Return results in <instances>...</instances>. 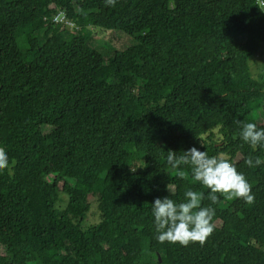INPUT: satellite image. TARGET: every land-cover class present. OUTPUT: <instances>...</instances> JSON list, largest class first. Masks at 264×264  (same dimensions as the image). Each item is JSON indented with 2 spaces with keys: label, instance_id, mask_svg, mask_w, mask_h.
I'll return each mask as SVG.
<instances>
[{
  "label": "trees",
  "instance_id": "1",
  "mask_svg": "<svg viewBox=\"0 0 264 264\" xmlns=\"http://www.w3.org/2000/svg\"><path fill=\"white\" fill-rule=\"evenodd\" d=\"M88 27L135 44L105 58ZM262 49L258 0H0V264H264V149L236 123L264 127V64L250 72ZM192 146L224 153L254 201L217 193L203 244L158 242L150 204L167 184L177 202L207 195L165 163ZM93 203L99 221L83 227Z\"/></svg>",
  "mask_w": 264,
  "mask_h": 264
},
{
  "label": "clouds",
  "instance_id": "2",
  "mask_svg": "<svg viewBox=\"0 0 264 264\" xmlns=\"http://www.w3.org/2000/svg\"><path fill=\"white\" fill-rule=\"evenodd\" d=\"M116 2L117 0H104L106 6H114ZM236 123L241 142L247 144L252 152L257 148L264 149V127L242 120H237ZM166 153L165 163L176 170L178 179L184 180L188 176L207 188L208 192L205 195L187 188L183 192L182 200L177 202L170 198L174 186L167 184L165 187L169 195L157 197L150 204L154 236L158 242L180 246L193 242L203 244L215 228V209L212 205L218 203L217 193L226 199L235 197L242 199L245 204L253 203L254 195L249 182L224 153L209 155L206 150L197 146L189 147L179 155L172 150ZM11 163L5 149L0 147V171H6L11 176ZM260 163L259 157L248 156L244 159V164L248 167H257ZM203 200L209 203L203 204Z\"/></svg>",
  "mask_w": 264,
  "mask_h": 264
},
{
  "label": "rangeland",
  "instance_id": "3",
  "mask_svg": "<svg viewBox=\"0 0 264 264\" xmlns=\"http://www.w3.org/2000/svg\"><path fill=\"white\" fill-rule=\"evenodd\" d=\"M72 25H69L68 28L72 29ZM26 33V30L22 31L21 37H19L18 45L20 49H25L23 34ZM86 33L91 37V44L95 45L98 51L104 55L105 58L110 57L113 54V51H123L127 48H130L135 44L133 37L125 35L121 31H104L100 28L88 27ZM66 34V33H64ZM41 35L39 40H41ZM241 41V38H237ZM264 64V49L261 50L254 58L250 60V72L253 78L257 77L261 72V67ZM254 117L259 124H264V105L262 108L254 113ZM47 131V129H45ZM61 202L58 203L59 209H63L66 204L67 198L61 196ZM99 221V214L96 205L93 203L88 213L86 219L83 221L82 226L88 227L97 224ZM143 258L145 259V251L147 248V243L144 241L143 244ZM37 264V263H35Z\"/></svg>",
  "mask_w": 264,
  "mask_h": 264
},
{
  "label": "built area",
  "instance_id": "4",
  "mask_svg": "<svg viewBox=\"0 0 264 264\" xmlns=\"http://www.w3.org/2000/svg\"><path fill=\"white\" fill-rule=\"evenodd\" d=\"M259 4L261 6L264 5L262 0H258ZM53 21L57 22V23H67L65 21V14L63 12L59 13L57 16L54 17Z\"/></svg>",
  "mask_w": 264,
  "mask_h": 264
}]
</instances>
